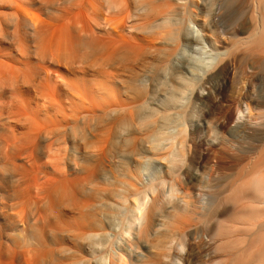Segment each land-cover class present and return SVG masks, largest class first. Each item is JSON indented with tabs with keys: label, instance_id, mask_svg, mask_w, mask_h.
<instances>
[{
	"label": "rangeland",
	"instance_id": "1",
	"mask_svg": "<svg viewBox=\"0 0 264 264\" xmlns=\"http://www.w3.org/2000/svg\"><path fill=\"white\" fill-rule=\"evenodd\" d=\"M256 1L182 0L180 2L182 6L178 7L177 28L180 29V34L183 36L181 39L184 40L180 41V39L179 45H176L180 76L175 84L171 72L162 64L166 57L163 55L167 54L166 51L171 45L167 37V31L171 28L159 29L157 26L166 15L163 14L168 10L166 6L168 0H128L126 1L128 7L119 8L123 12L116 10L112 13L113 17L118 15L121 19L125 18L122 21L130 24L132 29V32H129L130 35H125V38L128 41L131 40L134 46L138 42L137 50L144 49V51L130 56L131 60L129 59L128 65L124 64V68L122 64H118L119 67L116 64L110 69V66L105 67L108 68L107 70L102 66L98 69L106 56V53L101 52L103 55L99 53L92 58L87 57L84 62L77 61L76 69L74 65L73 69L81 74L87 70L85 74L92 73L93 78L97 79L98 83H96L106 92L111 89V93L108 91L110 97L99 99L102 104L105 101H118L120 98L123 100L125 97L118 92V90L121 91L118 76L121 75L126 81L133 73H140L144 78L151 80H147L150 83L148 90H150L149 97L154 101L164 97H173L175 100L171 101L169 106L158 103L157 107L144 109L134 108L135 105H124L115 110L116 116L113 112L110 113V117L104 116L95 121L90 120L89 123L86 122L88 123L86 125H83L84 117L81 115L80 108L75 107L74 110L73 106L66 107L65 114L70 113L67 117L65 115L67 122L65 120V123L55 128L54 134L51 135V140L54 138L55 141L53 146L55 143L57 145V149L55 146V151L51 155L54 157L59 148L61 153L56 154V158L62 160L53 159L51 155L52 160H48L46 153L47 158L45 154L42 157L44 147L41 146L43 149L40 147L37 150L38 153L34 154L36 166L27 168L39 178L43 179L46 175V178L40 179L42 182L46 179L51 181L53 177L55 180H62L64 177L61 175V178L58 175L60 173H54L48 164L45 165L56 160V162L59 161L58 163L61 162L63 168L67 165L68 172L64 169L65 183L78 181V177L81 176L77 185H68L70 186L67 187L68 190L62 193L65 201L69 198L74 199L73 202L76 201L74 205L71 202L74 207L71 203L63 204L64 207L63 205L61 207L63 212L60 216L55 215L57 218H54V215L49 216L48 206H43L45 210L47 209L45 211L42 207L45 204L44 201H39L40 196L41 198L44 196L38 195V191H32L34 183H30V186L27 184L30 188L29 190L26 186L28 192L19 193L20 189L19 192L17 191L20 196L16 195L18 200L5 201L4 199L5 203H3L6 206L3 216H0L1 234L4 237L0 245V257L4 262L0 259L1 264H31V262L33 264H85L86 260L91 264H100L104 256L119 246L121 239L126 240L124 231L135 216L134 209L140 204L137 202H144V200L145 203H149H147L146 213L143 214L148 220L143 227L132 228L129 239L135 252H142L148 259H135L131 261V264H264V31L258 32L260 19ZM185 3L188 5L186 6ZM1 8L0 6V27L2 28H0L2 34L0 55L5 62H15L18 51L15 48L16 40L10 33L13 24L9 18L10 13H6L9 11L4 8L5 12H3ZM94 12L96 15L93 13L90 17L93 18V22L95 19L97 22V16L102 14V11L96 9ZM73 14L76 12H72ZM118 19V22L122 23L121 19ZM193 21L194 26L206 24L203 28L206 30L201 33L203 35L199 36V39L194 33L197 28H192L193 25L189 23ZM89 22L97 33V23L91 20ZM189 33L193 35L190 36ZM3 36L6 38L4 39ZM192 37L195 39L192 40ZM139 42H142L141 45ZM78 62L79 64L83 62L80 67ZM13 64L21 70L18 71L21 82H23V76L26 77L27 74L32 73L27 62L24 65ZM117 67L121 68L117 69ZM22 70L24 73L19 74ZM103 74L107 76L103 78ZM99 75L103 76L99 78ZM110 75H115L114 79ZM107 78L108 81H106ZM88 79L90 77L79 78L78 84H87ZM30 89L28 86L23 88V100L34 99L33 91ZM4 98L5 96L1 94V105ZM0 113L1 116L2 112ZM75 113L76 116H74ZM120 113L122 116L119 115ZM119 116L120 120L123 119L124 125L120 120H118L120 122L117 121ZM164 116L165 118L169 116L171 120L168 119L169 117L167 118L169 121L166 120ZM142 117L146 118L145 121H141ZM74 118L75 121H73ZM96 124H100L99 131L94 133L97 140L108 141L104 159L106 167L105 170L99 171L97 178L89 181L85 173L79 175L71 173L74 161L78 160L85 167L83 160L88 159L86 154L84 157L82 150L74 149L73 134L79 129L86 128L87 125L92 131V126ZM129 136H131L129 143L131 147L127 151L123 145ZM88 147L83 149L88 151L92 146ZM81 155L84 157L82 160ZM2 159V164L8 163L4 157ZM6 172L4 177L9 185L6 184L4 187L5 196L8 192L12 193L14 184L10 180L15 174L11 171ZM47 172H51L50 176ZM8 173H11V177H7L9 179L6 178ZM55 180L51 181V184L47 183L46 186L49 185L51 188ZM44 182L40 184L45 185ZM49 186L44 188L48 189ZM29 192L30 195H28ZM26 194L29 197H26ZM35 196L39 198L38 201L34 200ZM22 200L24 203L27 201V204L23 205ZM125 200H128L127 203ZM16 201L21 203L22 208ZM12 202L16 205H11ZM34 203L39 204L38 209H35ZM17 204L18 207L20 206L19 210H24L26 217L20 213L21 210L16 209ZM127 208L130 211V214L127 212L128 217L125 212ZM11 210L18 211L23 217L21 218L18 213L14 217L15 211ZM39 214L44 215V218H37ZM97 219L105 222L107 227L104 232H98L105 237H102L104 240L101 239L104 244L99 245V249L96 247V250L89 254L84 248L89 241L83 242L77 238L81 235L82 223L87 221L91 230ZM45 221L48 225L50 224V228L62 231L64 237L49 232L47 230L49 226ZM37 228L44 236L37 231ZM8 256L15 258L14 261ZM144 261L147 262L144 263Z\"/></svg>",
	"mask_w": 264,
	"mask_h": 264
},
{
	"label": "bare ground",
	"instance_id": "2",
	"mask_svg": "<svg viewBox=\"0 0 264 264\" xmlns=\"http://www.w3.org/2000/svg\"><path fill=\"white\" fill-rule=\"evenodd\" d=\"M126 1H128V0H126ZM126 1L125 0H122V1L121 0H0V6L2 7L1 9L4 10V8H5L6 10L9 11L6 13H10L9 18L11 19L10 21L13 24V26H12L13 29H12V32H10V33H12V37H14V39L16 40L15 41V45H16L15 48L18 51V52H16V57H18V58H16L17 60L15 62L11 61L12 63L11 62L9 63V61L8 62L3 61L2 60L3 56L0 55V95L3 94L5 96L3 104L1 105V103H0V105L2 107V109L0 108V112H2V115L0 116V216L3 214L4 208L6 206L4 204L5 201L6 200H8V201L18 200L17 196H19V195L17 194V191L20 189L21 191L20 192L18 191L19 193H22V191L28 192L30 190V188L28 187V186H30V183H34V186H32V187H34L35 190L33 188L32 191H34V192L38 191V195L41 194L42 197L44 196L43 198H41V196H40V199L39 198L38 199L41 202L44 201L45 204L42 205V207L45 205L48 206L49 212H47V214H49V216L54 215V218L56 216H60L61 212H63V211H61L62 205L63 204L64 205H70V203L73 202V200H74L73 197H72L73 200H71V198H69L70 200L68 199L67 201H65V199H63V197H62V193H64L63 191H65L66 189L68 190V188L70 187V186L68 187V185H70V184L77 185L79 183L78 181L82 177L79 176L78 181L75 180L73 183L68 184L69 183L68 180H67L68 183H65V178H66L65 173L66 172L64 169H66V167H67V165L65 163H63V165L64 164L66 165V167H64V168L61 165V162L58 163L59 161L56 162V160H54V162L48 161V162H52V163H50V164L46 163L45 164V165H47V164L49 165V167L52 169L51 171H53L54 173H60L58 175L59 176L62 175L64 177V179H62V180L56 179L57 181L54 179V177L53 178L51 177L53 180H55V183H54V186L51 185L52 186L51 188L48 185L50 189L49 188L45 189L44 187H48L46 185L49 182L51 184L52 183L51 181H53L52 179H51V181H49L50 180L49 178H48L49 179L48 181H47V179L44 180L45 182L44 181L43 182L45 183V185H43V184L41 185L40 183H43L40 180V179H42V177L39 178L38 175H36L32 170H29L27 168V167L32 168L34 165L36 166L34 154L37 152V150L41 146L44 147V149L41 147L43 149V152H44L42 154V157L46 153L48 158H49L48 160H52V158L57 159L56 154L58 155V153H61V151H59L60 149L58 148L57 153L54 154V157H52L51 154L54 153L55 146L57 149V145H55L56 144L55 143L53 146V142H55V141L53 140L54 138L52 139L53 141L51 140V135L54 134L55 128L61 126L63 122L65 123V120L67 122V119H65V115L67 117L68 116L67 114H70V113L68 112L69 111L68 110V111H66L68 113L65 114V108L66 107L69 108L70 106H73L74 110H75V107L80 108L82 111L81 115H83V117H84V122L82 121L83 125H86L89 123L88 121H90V120L95 121L98 118L100 119L104 116L110 117L111 116L110 113L115 112V110H117L119 107H123L124 105H127V106L135 105V106H133L134 108L138 107V108L144 109L146 107H154L158 103L165 105V106H169L171 101L175 100L173 97H171V98L164 97V99L154 101L152 98L149 97V93H150L149 91L150 90H148V88H149L148 85H150V83H149V81H147L149 78L148 79L144 78L142 75H140V73H133L129 77V79L126 81H125V79L124 80L122 79L121 75L118 76L119 82L121 85V89H120L121 91L118 90V92H120V94L125 98L123 100L120 98L118 101H116V100H113V101L111 100V102L105 101V103L102 104V103H100L101 101H99V99H104V97H110L109 94L111 93L110 92L111 89H109V88H108L109 90L106 89L110 92L108 94V91L106 92L102 86L97 84L98 83L96 81L97 79L93 78L94 76L91 75L92 73L90 75L85 74V73H87L86 72L87 70L84 72V74H81V72L78 73L77 70L76 71L74 70V69H76L75 63L77 61H83L84 62V60L87 59V57L92 58V56H95L96 54H99L101 52L106 53V56L102 59L101 64L99 63L100 65L98 66V69H100L99 68L100 66H102L104 68L110 66L109 67V69H110L111 66L113 67L116 64L118 67H119L118 64H122L123 68H124V64L129 63V59L131 58L130 56H132V55L135 56L139 53V51H141V52L144 51V49H143V51L140 49L137 50L138 47L136 48V45L138 44V42L134 46L133 45L134 43L132 42L133 43L132 44L130 42L131 40L128 41L125 38V35H128L129 32H132L130 24L124 23L125 21H122L123 19L125 20V18L122 17V19H121V17H119L118 15H117L118 16L117 17L115 15V17L117 18V19H115V17H113L114 15L112 16V13L116 12V10L122 11V9H119L120 7L121 8H123V6L125 8L128 7V4H127L128 2L126 3ZM141 1H144V0H141ZM181 1L182 0H168L167 5L165 4L168 7V10L165 9L167 11H166V13L163 14V15H165V14L166 15H165L163 21L161 23L158 22L159 24H157L159 29H164L166 27L171 28L170 31L167 29L168 30L167 31L168 32L167 37L169 38L171 45L169 46V49H167L168 51L164 50L167 52V54L163 55L166 57L164 58V61L162 62V64L166 67V70L168 69L171 72L170 74L172 76V80L174 81V84L177 82V79L180 76L179 75V68L177 65V61H178L177 54L178 53L176 54V45L178 44L181 37L183 38V36H181V34H180V29L177 28L178 24H179L178 16H177L178 7L181 5V3H180ZM126 4H127V6H125ZM185 5L187 6L188 3H185ZM162 6H164V4ZM256 6L259 10L260 22H259V26H258L259 27L258 32L260 33L262 31H264V0H257ZM125 8H124V10H125ZM147 8H145V9L147 10ZM155 8L156 7H154V11H156ZM162 8L164 9V7H162ZM96 9H100L102 11L101 12L102 14H99L97 16V22H95L96 19L94 21L95 24L97 23L96 24L98 27L97 33L93 29V26L91 27V25H90L91 23L89 22V20H91V22H93L92 21L93 18L90 17V15L93 13H94V15H96L94 12V11H96ZM157 9H158V6H157ZM160 10H162V9L160 8ZM160 10H158V11L160 12ZM3 12H5V10ZM72 12H74V13L76 12V14L72 15ZM149 12H150V9H149ZM147 15H148V13H147ZM157 16H158V14H157ZM118 18L121 19L122 23L118 22L119 21ZM161 18L159 20H161ZM189 21H190V19H189ZM191 21H192V19H191ZM152 22H154V21H152ZM189 23L194 24V21L189 22ZM204 25H206V24H204ZM204 25H198L197 24L195 26L194 25L192 26V28L193 27L197 28V30L194 31V33L197 34V37H198V38L196 37L197 39H199V36L203 35L201 33H204V31L206 30V29L203 30ZM207 27H208V25H207ZM208 30H209V28H208ZM3 31H6V30H3ZM187 31L189 32V29ZM188 32H187V35H188ZM125 33H127V34H125ZM192 33H193V31H192ZM192 33L191 34L189 33L190 36L193 35ZM98 34H99V37H98ZM162 34H164V33L162 32ZM1 35L2 34L0 31V37H2ZM4 35H5V32H4ZM9 35L11 36V34H9ZM165 36H166V34H165ZM257 36H259V35H257ZM3 37H4V39L6 38L5 36H3ZM130 38H133V37L130 36ZM160 39H161V36H160ZM194 39H195V37H194ZM194 39L192 37V40H194ZM256 39H258V37ZM183 40L184 39H181L180 41H183ZM167 41H168V39H167ZM134 42L136 43L135 39H134ZM7 43H9V42L7 41ZM141 43L142 42H139L140 45H141ZM164 51H162L163 54H164ZM5 60H7V59H5ZM26 62H27V65L32 69V73L27 74L28 76H26V77L23 76L24 79H23V82H21L20 75H18V71L20 69H17V67L13 63H18L20 65H24V63H26ZM83 62H81V64ZM79 63L80 62H78V64ZM81 64H79V67L81 66ZM73 65L75 67L74 69H73ZM102 67H101V69H104ZM118 67H117V69L121 68V67L120 68H118ZM165 67H164V69H165ZM82 68H84V67H82ZM225 68H227V67L225 66ZM24 69H25V71H27L26 70L27 68L24 67ZM28 70H29V68H28ZM80 70L82 71V69H80ZM91 70L93 72V69H91ZM111 72H112V70H111ZM21 73H24L23 70L19 74H21ZM107 73H109V72H107ZM110 74H113V73H110ZM103 75H101V76H103V78H105L107 76V74H103ZM82 76L84 78L90 77V79L87 80V84L82 85V83H81V85H79L78 80H79V78H83ZM101 76L99 75V78ZM110 76H112V75H110ZM114 76H112V78ZM145 77H147V76H145ZM110 79H111V77H110ZM172 80H171V82H172ZM106 81H108V78ZM160 84H161V82H160ZM160 84L158 83V85H160ZM177 84H179V83H177ZM25 85H27L29 87V89L31 88L30 90L33 91V95H34L33 98L34 99L32 101H27V100L25 101L22 99V95L24 92L23 88L27 87ZM179 86L181 87V85H179ZM152 87H153V85H152ZM190 87H191V85H190ZM112 96H113V94H112ZM111 99H113V98H111ZM248 107H250V106H248ZM131 110H129V111H131ZM150 110H152V109H150ZM249 110H250V108H249ZM119 111H120V109H119ZM128 113H126V114H128ZM113 114H115V116H116V112ZM119 115H121V113ZM123 115H124V113H123ZM74 116H76V113ZM115 116L113 118H115ZM117 116H118V112H117ZM119 117L117 118V121L121 119V117L120 118ZM166 117L168 118L169 116H166ZM164 118H165V116H164ZM167 118H165V119L171 120L170 117L168 119ZM69 119L71 120V117ZM78 119H81V118H78ZM145 119H146L145 117H142L141 121H145ZM75 120L76 119L74 118L73 121H75ZM126 120H128V119H126ZM73 121H72V123H73ZM120 121H121V123L124 122L123 119ZM120 121H118V122H120ZM76 122H78V121H76ZM86 122H88V123H86ZM127 122H126V124H127ZM109 123L112 124V122H109ZM109 123H108V125H109ZM69 124H71V123H69ZM122 125H124V123H122ZM99 126H100V124H96L95 126H92V131H91L90 130L91 128H89V125H87L86 128L79 129L78 132L75 131L73 134L74 135L73 136L74 142H75V148L74 149H77V150L80 149V151L82 150V152L84 153V157H86V155H87L88 159L86 160L84 157H82V155L80 157L81 160H82V158H84L83 162L86 164L85 167H83L79 163L78 160H77L78 162L72 161L73 166L71 168V173L72 174H78V175L81 173H85V174H87V178L89 179V181L92 180L93 178H97L99 171L101 169L105 170L104 168L106 167V165H105L106 163H104V159H105V153H106V148H107L106 145H107L108 141L107 140L104 141L101 139L97 140V137L94 135L95 132L99 131L98 130ZM104 126H106V124ZM58 129H56V131ZM58 133H60V129H59ZM58 133L56 132V134H58ZM78 135H79V137H78ZM53 137H55V135H53ZM59 139H60V137H59ZM130 141H131V136H129V138H127V140H125V143L123 145L127 151L130 150V147H131V145L129 144ZM89 145L92 146L90 150L87 151V150L83 149V147L85 149H87L86 146L88 147ZM95 145H96V147H95ZM88 149H89V147H88ZM63 150H65V148H63ZM82 152H80V153H82ZM76 153H77V151H76ZM40 154H41V152H40ZM46 154H45V157H46ZM50 155L52 157L51 159H50ZM3 157H4V159H6L8 161V163H6V164L1 163V159ZM76 157H77V155H76ZM58 159H61V158H58ZM18 161L22 162V163L20 164ZM180 161H182V160H180ZM17 162L19 165L17 164ZM45 162H47V160ZM62 162H65V161H62ZM178 163H179V161H178ZM42 164H44V163H42ZM50 168H49V170H50ZM6 171L7 172L11 171V173L12 172L15 173L14 174L15 176L13 175L12 176L13 178H11V180H10V182L12 184H14V185H12L13 186L12 193L8 192V194H6L7 196H5V193H4V187L6 184H8L5 177H4V172H6ZM42 171H44V170H42ZM67 172H68V170H67ZM11 173H8L9 176L7 175L6 178L11 177V175H10ZM32 173H34L35 175ZM37 173H39V172H37ZM49 173H51V172H49ZM51 175H53V174H51ZM45 176L46 175H44V177ZM49 176H50V174H49ZM53 176H55V174ZM62 176H61V178H62ZM44 177H43V179H44ZM67 178H68V175H67ZM73 178H75V177H73ZM76 178H77V176H76ZM7 179H9V178H7ZM27 184H29V185L27 186ZM257 184H258V182H257ZM74 185H72V186H74ZM26 186L29 190L26 188ZM25 188H26V190H25ZM6 189H7V187H6ZM240 189H242V188H240ZM7 191H9V190H7ZM23 194L25 196V193H23ZM23 194H20V195L22 196ZM28 195H30V192L28 193ZM28 195L26 197H29ZM36 196L34 198H36ZM73 196H75V194ZM4 199H5V201H4ZM38 199L36 198L34 200L38 201ZM23 200H22V202L24 205L27 201L24 203ZM19 201H16V203H18ZM127 201L128 200H125L126 203H127ZM41 202H39V203H41ZM75 202H73V205L75 204ZM263 202H264V200H263ZM14 203L15 202H12L11 205L15 206L16 204H14ZM36 203H34L36 206L35 209L37 208V205H39ZM137 203L138 204L140 203V204L138 206L136 205L137 207H135V209H134V210H136L135 216L130 220L129 225L127 226L126 230L124 231V238L126 240L121 239L120 243L118 244L119 246L112 249L110 254L104 256L102 258V261H100L101 262L100 264H131V261H133L135 259H137V260H140V259L147 260L148 259V257L145 254H143L142 252H140V253L135 252V249L130 244L131 241L129 239V237L131 236L132 228L143 227V225H145L147 220H148L146 218L147 216L144 217V215H143L147 211V203L148 202L145 203V200H144V202L138 201ZM18 204H20V206H21V203H18ZM18 204H17L16 209H18L20 207V206L18 207ZM8 205H10V204H8ZM64 205H63V207H64ZM71 205H72V203H71ZM72 206L70 208H72ZM21 208H22V206H21ZM24 208L25 207H23V209ZM20 210H21L20 213H22V215L24 214V217H26L24 210H22V209H20ZM20 210L18 209V211H20ZM44 210H45V208H44ZM13 211H15V210H13ZM18 211H15V213H13L14 217H15L16 213H18ZM36 211H39V210H36ZM45 211H44V213H45ZM25 212H26V210H25ZM125 212H126V216L128 217L129 215H127V212L128 213L130 212L128 210V208L125 210ZM20 213H18L19 216H20ZM13 214H11V215H13ZM35 215H36V213H35ZM43 216H41L39 214L37 218L43 219L44 218ZM9 217H10V215H9ZM16 217L18 218V216H16ZM20 217L22 218L23 216H20ZM52 217L53 216H51V218ZM28 218H30V216ZM21 220H20V223H21ZM23 220H24V218H23ZM45 222H47V221H45ZM86 222L81 224L82 228H80V229L82 230V232L80 233L81 235L77 239H79L80 241H83V242L88 240L89 241L88 243H86V244L83 243V244H85L84 248L87 249L89 254H92V252H94L96 250V247H97V249H99L98 246L99 245L101 246V244H104V242L101 241L103 236H102V234H99L98 232H100V231L104 232L107 227H106V224H104L105 222L103 223L101 220L97 219L95 221V225H94L93 229L90 230V228ZM43 224H45V223H43ZM47 225H48V222H47ZM1 226L2 225H0V245L3 243L1 241V239L4 238L1 234V232H2ZM47 230L49 232L55 233L59 236L63 235V233H61L62 231L59 232V230L57 231L53 228H50V226ZM37 231H39V233H41V235L44 236V234L42 232H40L41 230L38 229ZM104 236H107V235H104ZM63 237H64V235H63ZM103 238H105V237H103ZM133 239H134V237H133ZM102 240H104V239H102ZM124 241H127V242H124ZM180 245L181 244H179V246ZM108 250H109V248H108ZM14 254H12V256ZM8 257H11V256H8ZM0 259H1V257H0ZM13 259H15V258L11 257L12 261H14ZM12 261L9 260V262H12ZM2 262H3V260H2ZM146 262L144 261V263H146ZM151 263H153V262H151ZM0 264H1V262H0ZM31 264H33V263L31 262ZM85 264H91V263L86 260Z\"/></svg>",
	"mask_w": 264,
	"mask_h": 264
}]
</instances>
